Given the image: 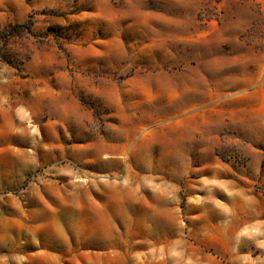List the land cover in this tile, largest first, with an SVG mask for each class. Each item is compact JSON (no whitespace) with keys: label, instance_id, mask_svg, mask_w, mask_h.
I'll return each instance as SVG.
<instances>
[{"label":"rangeland","instance_id":"374dc122","mask_svg":"<svg viewBox=\"0 0 264 264\" xmlns=\"http://www.w3.org/2000/svg\"><path fill=\"white\" fill-rule=\"evenodd\" d=\"M261 107L264 0H0V264H264V219L207 246L196 144L209 108L248 118L218 153L263 158L264 208Z\"/></svg>","mask_w":264,"mask_h":264},{"label":"crops","instance_id":"0c3cea01","mask_svg":"<svg viewBox=\"0 0 264 264\" xmlns=\"http://www.w3.org/2000/svg\"><path fill=\"white\" fill-rule=\"evenodd\" d=\"M216 96L215 89L211 90L208 101L214 100ZM240 114L242 113L239 110L232 108H209L207 113L199 114L197 120L203 126L199 140L201 142L196 143L197 152L208 147L214 154L208 161L206 192L208 216L214 221L215 238L207 246L213 247L219 253L229 252L230 243L242 237L245 231L251 237V240L245 238V241L254 242L256 238L252 232L263 225L261 222L264 219V208L260 206L263 196L248 185V181L254 180L256 164L262 163L263 158L257 163L251 162L247 168L239 165L237 161L223 159L218 153L225 146L237 145L241 150L245 148L234 142L231 135H226V138L222 135L236 133L239 138L243 136L242 123L248 121V118H242ZM233 115L240 117L235 121ZM257 115L259 124L264 125V107L258 109ZM239 138L235 136L234 140H240ZM220 257L229 256L225 254Z\"/></svg>","mask_w":264,"mask_h":264},{"label":"trees","instance_id":"16d2710c","mask_svg":"<svg viewBox=\"0 0 264 264\" xmlns=\"http://www.w3.org/2000/svg\"><path fill=\"white\" fill-rule=\"evenodd\" d=\"M33 20L30 19L28 23L24 24L23 27L27 30V32L29 33H34V30H33Z\"/></svg>","mask_w":264,"mask_h":264},{"label":"built area","instance_id":"2783aa9c","mask_svg":"<svg viewBox=\"0 0 264 264\" xmlns=\"http://www.w3.org/2000/svg\"><path fill=\"white\" fill-rule=\"evenodd\" d=\"M239 162V161H238Z\"/></svg>","mask_w":264,"mask_h":264}]
</instances>
